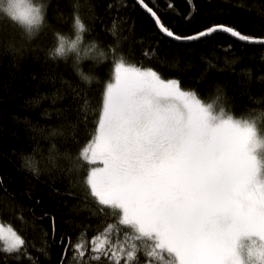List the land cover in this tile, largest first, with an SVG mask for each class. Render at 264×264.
<instances>
[{
    "label": "snow or ice",
    "instance_id": "snow-or-ice-1",
    "mask_svg": "<svg viewBox=\"0 0 264 264\" xmlns=\"http://www.w3.org/2000/svg\"><path fill=\"white\" fill-rule=\"evenodd\" d=\"M136 3L160 33L175 41H196L222 31L241 42L264 44L223 24L180 35L145 0ZM0 14L19 20L29 36L33 29L39 34L46 20L42 8L18 16L9 5ZM73 27L71 42L56 34V57L79 56L82 34L90 29L79 15ZM108 53L117 55L116 48L102 50L101 63L108 62ZM124 55L119 53L114 75L104 82L100 104L94 107L85 99L80 106L83 123L89 114L95 118L90 138L74 159L63 153L86 198L123 226L117 229L123 240L110 239L114 224L91 238L82 232L75 243L69 237L61 264L70 249L74 264H264V112L234 118L220 96L209 102L152 66L131 60L126 64ZM83 80L93 82L88 74ZM59 155L57 151L52 159ZM24 166L31 170L32 162L26 160ZM26 249L22 235L0 224V252L19 258Z\"/></svg>",
    "mask_w": 264,
    "mask_h": 264
},
{
    "label": "trees",
    "instance_id": "trees-1",
    "mask_svg": "<svg viewBox=\"0 0 264 264\" xmlns=\"http://www.w3.org/2000/svg\"><path fill=\"white\" fill-rule=\"evenodd\" d=\"M37 2L46 16L39 34L33 29L27 35L24 26L0 14V221L27 244L19 258L0 252V264H61L69 237L73 243L82 232L91 238L108 224L115 225L110 239L123 240L117 230L123 226L115 224L111 214L98 212L76 175L68 171L71 162L63 158L68 152L74 159L90 138L95 118L89 114L88 123H83L80 106L85 99L94 107L100 104L104 82L110 73L114 75L121 51L126 64L131 60L152 66L163 78L180 79L209 102L220 96L234 118L264 112L262 43L241 42L224 32L175 41L159 32L136 0ZM145 2L180 35L223 24L254 39L264 38V0ZM189 14L191 18L185 19ZM75 15L90 31L82 34L79 56L69 53L58 58L56 34L74 40ZM109 45L117 55L108 53V62L101 63L105 60L101 51L107 53ZM145 52L150 55L145 57ZM84 74L92 78L91 84L83 80ZM57 151L60 155L53 160ZM26 160L32 162L31 170L24 166ZM72 255L70 249L64 264H74Z\"/></svg>",
    "mask_w": 264,
    "mask_h": 264
},
{
    "label": "clouds",
    "instance_id": "clouds-1",
    "mask_svg": "<svg viewBox=\"0 0 264 264\" xmlns=\"http://www.w3.org/2000/svg\"><path fill=\"white\" fill-rule=\"evenodd\" d=\"M9 5L12 6L18 16L29 9L42 8V4L37 2V0H0V11H6ZM17 22L19 23L20 21L17 20ZM64 39L67 38L65 37Z\"/></svg>",
    "mask_w": 264,
    "mask_h": 264
},
{
    "label": "water",
    "instance_id": "water-1",
    "mask_svg": "<svg viewBox=\"0 0 264 264\" xmlns=\"http://www.w3.org/2000/svg\"><path fill=\"white\" fill-rule=\"evenodd\" d=\"M146 11V10H145ZM218 32H222V31H218ZM211 36V35H210ZM257 40H264V38H256ZM249 43V42H248Z\"/></svg>",
    "mask_w": 264,
    "mask_h": 264
},
{
    "label": "rangeland",
    "instance_id": "rangeland-1",
    "mask_svg": "<svg viewBox=\"0 0 264 264\" xmlns=\"http://www.w3.org/2000/svg\"><path fill=\"white\" fill-rule=\"evenodd\" d=\"M0 224H2L4 227H9L8 225H4L3 223H1V221H0ZM11 227V226H10Z\"/></svg>",
    "mask_w": 264,
    "mask_h": 264
}]
</instances>
